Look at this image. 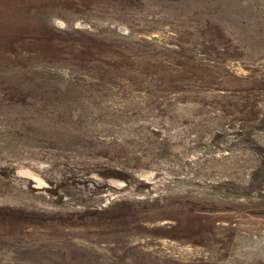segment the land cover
<instances>
[{"label": "rangeland", "instance_id": "rangeland-1", "mask_svg": "<svg viewBox=\"0 0 264 264\" xmlns=\"http://www.w3.org/2000/svg\"><path fill=\"white\" fill-rule=\"evenodd\" d=\"M0 264H264V0H0Z\"/></svg>", "mask_w": 264, "mask_h": 264}]
</instances>
